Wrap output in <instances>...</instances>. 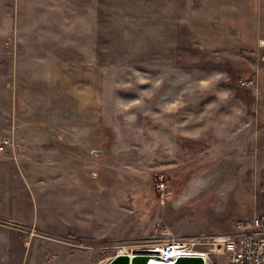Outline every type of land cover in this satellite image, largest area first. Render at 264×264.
<instances>
[{
    "label": "rangeland",
    "instance_id": "1",
    "mask_svg": "<svg viewBox=\"0 0 264 264\" xmlns=\"http://www.w3.org/2000/svg\"><path fill=\"white\" fill-rule=\"evenodd\" d=\"M199 1L0 0L4 116L42 123L34 93L48 95L57 63L98 69L80 100L79 179L35 187L39 206L15 184L24 203L9 210L27 222L0 217V264H101L264 214V46L207 50L186 12Z\"/></svg>",
    "mask_w": 264,
    "mask_h": 264
},
{
    "label": "crops",
    "instance_id": "2",
    "mask_svg": "<svg viewBox=\"0 0 264 264\" xmlns=\"http://www.w3.org/2000/svg\"><path fill=\"white\" fill-rule=\"evenodd\" d=\"M262 2L264 1L200 0L195 6L190 2V11H186L188 23L200 37L197 42L207 50L225 52L241 48L256 49L257 45L264 46L260 42L264 41V23L258 9L263 5ZM184 4L187 6L189 0H185ZM204 29L207 30L206 34ZM84 64L83 71L74 62L72 65L57 63L56 79H51L50 76L48 79H41L47 84L45 89H48V95L36 90L34 96L44 99L48 105L42 110L46 116L42 123L30 119L31 110H21L14 106L8 109V113L5 112V116L0 111V115L8 120V128L4 129L7 131L0 136H5L6 133L13 137L15 143L0 155V217L27 222L16 212L9 210L18 201L24 203V200L15 195L17 183L28 193L31 206H39L35 187H45L47 179L56 182L66 175L67 178L79 179V149L84 132H90L91 125L88 123L82 126V116L91 115V105L88 104L87 110L84 105H80V100L81 95L86 93L85 88H94L98 73L97 67L92 68L87 62ZM88 98L90 100V95ZM92 108L95 109L94 105ZM66 164L70 171L65 170ZM22 204L19 208H23Z\"/></svg>",
    "mask_w": 264,
    "mask_h": 264
},
{
    "label": "built area",
    "instance_id": "3",
    "mask_svg": "<svg viewBox=\"0 0 264 264\" xmlns=\"http://www.w3.org/2000/svg\"><path fill=\"white\" fill-rule=\"evenodd\" d=\"M14 144L12 136H0V155ZM158 244L162 246L158 255L174 257V261L182 255H198L203 264H210V256L215 254L223 256L227 264H264V214L237 219L226 231L171 238ZM156 257H149L147 264Z\"/></svg>",
    "mask_w": 264,
    "mask_h": 264
},
{
    "label": "water",
    "instance_id": "4",
    "mask_svg": "<svg viewBox=\"0 0 264 264\" xmlns=\"http://www.w3.org/2000/svg\"><path fill=\"white\" fill-rule=\"evenodd\" d=\"M101 264H147V256L130 257L128 253H116L107 263ZM175 264H203V259L198 255H182L177 258Z\"/></svg>",
    "mask_w": 264,
    "mask_h": 264
},
{
    "label": "bare ground",
    "instance_id": "5",
    "mask_svg": "<svg viewBox=\"0 0 264 264\" xmlns=\"http://www.w3.org/2000/svg\"><path fill=\"white\" fill-rule=\"evenodd\" d=\"M261 42L264 43L263 40H261ZM161 247H158V248L162 250ZM148 248L149 249H137V250H134L133 252H130L129 250L127 251L124 248H121V249H119L118 253H128V255L130 257H132V256L134 257L136 255H146L147 256V260H148L149 257L157 256L156 258H151V260L149 261V264H175L176 260L174 261V257H172L173 258V260H172V259H169L168 257H164L163 255H158V254L152 253V252H154V251L150 250V249H153L152 245L148 246ZM107 262H105V263H107Z\"/></svg>",
    "mask_w": 264,
    "mask_h": 264
}]
</instances>
